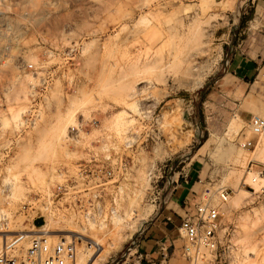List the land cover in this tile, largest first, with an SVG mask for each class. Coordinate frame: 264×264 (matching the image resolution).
<instances>
[{
    "label": "rangeland",
    "instance_id": "obj_1",
    "mask_svg": "<svg viewBox=\"0 0 264 264\" xmlns=\"http://www.w3.org/2000/svg\"><path fill=\"white\" fill-rule=\"evenodd\" d=\"M0 10V213L11 229L71 235L76 264L97 263L127 230L109 263L198 161L200 199L233 229L230 264H264V130L246 123L264 118V55L250 82L224 68L233 45L264 50V0H7ZM41 78L39 117L19 133Z\"/></svg>",
    "mask_w": 264,
    "mask_h": 264
},
{
    "label": "built area",
    "instance_id": "obj_2",
    "mask_svg": "<svg viewBox=\"0 0 264 264\" xmlns=\"http://www.w3.org/2000/svg\"><path fill=\"white\" fill-rule=\"evenodd\" d=\"M6 1L0 0V5ZM3 14L0 10V21ZM17 67L21 71L27 69L33 76L36 75L31 62L20 60ZM29 87L30 109L22 115V123L17 130L19 133L38 119V110L34 105L42 101L41 96L47 87V80L41 78L36 84L29 83ZM246 123L249 130L256 135L264 130V118L260 116L251 115ZM80 129L82 130L81 124L69 126L67 139H75ZM252 144V141L245 140L242 146L248 147ZM258 176L264 178V169ZM255 180L256 177H253V181ZM261 190L264 191V186ZM219 197L223 201L227 199L224 189H221ZM26 205L28 204L23 203L19 211L25 209ZM221 216L218 207L209 199H200L180 219L178 234L182 242L179 247L176 248L168 238L160 237L151 251L142 252L139 241L134 239L119 258L111 259L106 264H166L175 251L187 264H230L235 248L231 241L233 229L222 223ZM28 235V230L11 229L8 214L0 213V264H76L77 241L71 235H49L44 232L31 235L30 239Z\"/></svg>",
    "mask_w": 264,
    "mask_h": 264
},
{
    "label": "crops",
    "instance_id": "obj_3",
    "mask_svg": "<svg viewBox=\"0 0 264 264\" xmlns=\"http://www.w3.org/2000/svg\"><path fill=\"white\" fill-rule=\"evenodd\" d=\"M264 50L260 46L252 47L245 44L233 45L230 56L225 63V72L242 79L244 82L252 81L257 75V71L263 61ZM39 104L34 105L39 108ZM198 161L190 162L188 167L179 172L178 179L174 182L169 191L166 203L159 216L150 224H147L141 230L139 236V249L142 252L151 251L160 237L168 238L177 248L181 245V238L178 234V225L181 217L186 211L193 208V205L200 200L196 189L198 170L196 168ZM177 254L175 251L173 256Z\"/></svg>",
    "mask_w": 264,
    "mask_h": 264
},
{
    "label": "bare ground",
    "instance_id": "obj_4",
    "mask_svg": "<svg viewBox=\"0 0 264 264\" xmlns=\"http://www.w3.org/2000/svg\"><path fill=\"white\" fill-rule=\"evenodd\" d=\"M139 4V3H138ZM139 6V5H138ZM55 9V8H54ZM203 45V44H202ZM201 45V46H202ZM6 55H8V54H6ZM6 57H8V56H6ZM9 58V57H8ZM10 58H12V57H10ZM6 60V59H5ZM192 62V61H191ZM193 63H194V61H193ZM2 64H4V65H8L9 64V62L6 60V61H4ZM1 64V65H2ZM3 66V65H2ZM196 67V66H195ZM194 67V68H195ZM6 69V68H5ZM192 70V69H191ZM200 71V70H199ZM202 72V71H201ZM198 75H200V74H198ZM230 125V124H229ZM260 151H262V148L260 149ZM260 151H259V153H260ZM257 152V151H256ZM261 154V153H260ZM262 155V154H261ZM258 154L257 155H255V152H254V154L251 156V158L250 159H259L258 158ZM264 157V156H263ZM250 174V171H247V176ZM253 180V179H252ZM260 180H262V178H260ZM152 209V208H151ZM150 212H151V210L149 211V213L148 214H150ZM146 215V214H145ZM143 217H144V215L143 216H139V217H135L133 220L135 221V219L137 220V219H143ZM144 218H146V216L144 217ZM118 219V218H117ZM133 226H129L128 227V229H131ZM126 236H127V230H124V231H122L119 235H117L116 237H115V239H114V241L113 242H110V244L108 245V247H109V250L107 249L104 253H102V254H100V256H99V258H98V260H97V263L96 262H94L93 264H103V262L106 260V256H108V254L110 253V252H112V251H114V250H116V249H118L120 246H121V244H122V242L125 240V238H126Z\"/></svg>",
    "mask_w": 264,
    "mask_h": 264
}]
</instances>
